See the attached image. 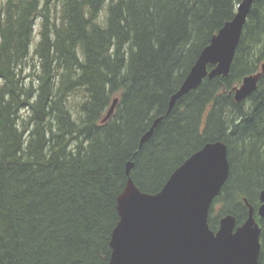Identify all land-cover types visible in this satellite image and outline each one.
I'll list each match as a JSON object with an SVG mask.
<instances>
[{"label":"trees","instance_id":"obj_1","mask_svg":"<svg viewBox=\"0 0 264 264\" xmlns=\"http://www.w3.org/2000/svg\"><path fill=\"white\" fill-rule=\"evenodd\" d=\"M239 2L0 0V264H108L127 162L155 193L209 141L226 142L230 161L211 228L228 213L241 224L246 200L257 209L264 74L245 100L233 89L264 64V0H254L230 73L205 78L166 114Z\"/></svg>","mask_w":264,"mask_h":264},{"label":"water","instance_id":"obj_2","mask_svg":"<svg viewBox=\"0 0 264 264\" xmlns=\"http://www.w3.org/2000/svg\"><path fill=\"white\" fill-rule=\"evenodd\" d=\"M253 3L254 0H240L234 17L213 35L171 95L166 114L205 78L230 73ZM263 74L264 64L260 71L246 75L233 89L235 100L240 102L251 95ZM118 101L119 97H115L103 122L112 116ZM162 118L163 115L157 117L143 134L140 147L151 138ZM133 165L132 160L127 162V182L117 198L120 219L112 231L108 264L259 263L262 228L256 214L264 216V188L257 209L246 200L248 216L241 224L232 213L221 217L217 229L209 224L211 205L229 178L226 142L205 143L155 193L142 191L137 186L131 177Z\"/></svg>","mask_w":264,"mask_h":264},{"label":"rangeland","instance_id":"obj_3","mask_svg":"<svg viewBox=\"0 0 264 264\" xmlns=\"http://www.w3.org/2000/svg\"><path fill=\"white\" fill-rule=\"evenodd\" d=\"M37 39H38V35H37V32H36V39H35V42L37 41Z\"/></svg>","mask_w":264,"mask_h":264},{"label":"flooded vegetation","instance_id":"obj_4","mask_svg":"<svg viewBox=\"0 0 264 264\" xmlns=\"http://www.w3.org/2000/svg\"><path fill=\"white\" fill-rule=\"evenodd\" d=\"M259 200H260V194H259ZM260 202H261V201H260ZM259 205H260V204H259ZM259 205H258V206H259ZM257 208H258V207H257Z\"/></svg>","mask_w":264,"mask_h":264}]
</instances>
